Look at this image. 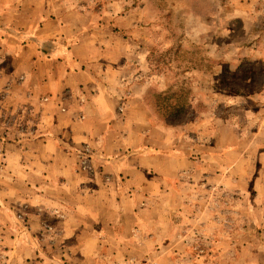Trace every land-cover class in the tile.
Returning <instances> with one entry per match:
<instances>
[{"label":"rangeland","instance_id":"374dc122","mask_svg":"<svg viewBox=\"0 0 264 264\" xmlns=\"http://www.w3.org/2000/svg\"><path fill=\"white\" fill-rule=\"evenodd\" d=\"M0 264H264V0H0Z\"/></svg>","mask_w":264,"mask_h":264}]
</instances>
